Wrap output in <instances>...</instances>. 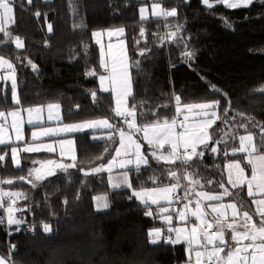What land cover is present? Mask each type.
<instances>
[{
  "label": "trees",
  "instance_id": "trees-1",
  "mask_svg": "<svg viewBox=\"0 0 264 264\" xmlns=\"http://www.w3.org/2000/svg\"><path fill=\"white\" fill-rule=\"evenodd\" d=\"M148 2L14 0V22L8 30L13 37L23 40L24 47L17 49L13 39L0 45V56L9 59L15 68L19 105L58 103L65 121L108 118L118 127L125 126L113 114L112 93L99 87L103 68L92 35L98 30L123 27L135 97L129 98V105L145 102L137 108L138 125L150 123L157 116H175L174 94L181 97L182 104L220 102L210 111L228 121L225 124L217 120L213 125L222 130L215 139L226 132V142L217 145L210 141L204 155L188 171L198 173L195 178L204 188L223 191L219 185L227 180L225 164L238 159L247 165L245 153L232 152L239 145V136L251 132L259 143L260 129L252 125H264V93L260 91L264 89V0L235 9L218 4L208 8L202 0H161L164 8H175L177 15L142 20L139 7ZM176 25L183 26L179 38H167V33L176 31ZM5 39L0 34V40ZM141 51L146 54L141 56ZM185 51L193 52V57L184 56ZM29 60L37 66L36 70ZM135 61L140 62L139 68ZM171 64H176V68H171ZM93 70L94 75L87 74ZM92 91L96 92L95 98ZM10 96L11 87L0 86V108L12 105ZM246 116L254 117V121L249 123ZM242 123L249 124L247 132L239 127ZM214 146L218 148L217 154L211 151ZM106 147L108 152L104 151ZM116 147L117 136L109 141L92 139L90 131L77 134L78 168L67 173L57 171L35 188L27 180L18 179L27 177L34 168L29 157L23 156L22 166L16 167L8 148L0 147V153H8L0 163V181L13 180L3 186L27 197L16 204L22 209L15 213L17 219L24 222L9 226L5 217L0 224V254L7 258L9 246L15 245V264H187V244L171 245L163 240L150 243L149 231L168 225L162 216L145 215L147 209L135 197L129 199L132 189H109L106 173L86 176L79 170L108 162ZM144 148L148 150L146 144ZM149 160V165L141 166L139 173L131 170L133 188L172 184L174 180L164 174L169 166L152 160L150 155ZM177 167V173L182 174L184 167ZM153 176L157 178L150 180ZM208 180L212 183H206ZM236 191L240 195L235 200L250 207L245 188L233 192ZM104 192L109 196L110 208L99 212L94 208V197ZM151 208L154 213L159 211L157 205ZM166 214L173 216L171 227L181 223L177 212L169 208ZM2 215L6 216L4 208H0ZM44 224L50 225V232L43 231ZM28 226L36 229L34 234Z\"/></svg>",
  "mask_w": 264,
  "mask_h": 264
},
{
  "label": "snow or ice",
  "instance_id": "snow-or-ice-1",
  "mask_svg": "<svg viewBox=\"0 0 264 264\" xmlns=\"http://www.w3.org/2000/svg\"><path fill=\"white\" fill-rule=\"evenodd\" d=\"M29 3L32 0H28ZM203 4L208 8L213 5L209 0H202ZM254 0H216V4L223 5L226 8L235 9L240 7H248L253 4ZM14 0H0V34L7 37L5 40H0V45H6L11 43L14 39L17 49L24 47V42L19 36L13 37L5 24L14 22L13 13ZM141 19H146V9L141 8ZM153 16L175 17L177 10L172 8L171 10H161L159 3L153 5ZM40 15L39 12L36 13ZM75 27H83V25H76ZM182 25H176V31L167 33V38H179V33L182 29ZM48 31H52V25H48ZM125 29L123 27L107 30V35L122 36ZM144 29L141 28V35H143ZM93 37H100L102 33L96 31L92 33ZM100 41L97 40V43ZM87 49V45L84 46ZM112 44L108 45V52L105 53L103 46L100 52V66L105 70L107 75H100L101 89L103 91H109L108 87H105V82L111 85V92L115 96V108L112 110L114 116L120 117L127 125V131L124 128L110 123L108 118H102L97 120L84 121L79 124L65 125L63 128H49L42 129L40 132H33L32 137L36 139L40 136L56 135L60 132H77L84 131L85 129H108L110 130L107 137H93V139H107L109 141L116 140L115 133L118 132V147L114 149L115 156L112 157L108 163L101 164L90 169L79 168L84 175H95L102 172L109 173V183L113 188L126 187L132 189V196L129 199L135 197L140 203L147 209L145 215L147 216H162L168 227L164 229L156 228L149 231L150 243L156 244L161 241L171 245L179 243L187 244L188 264H192V254L195 255V264H264V198L253 199L252 203L256 206L253 212H249L245 209V205L242 201L236 202L235 197L240 195L239 191L233 192L225 184L221 183L219 187L223 191L219 193L209 194L207 192L195 193L196 196L201 197L205 201L216 202L208 203L206 206L211 209V212L215 215L211 220L205 219L209 214L205 212L201 207V200L197 199L193 202L190 199L191 195L195 192V187L201 185L200 180L195 177L198 173L189 172L188 169L196 163L197 158L202 157L204 152L201 146L204 148L209 147V141L219 145L226 142L227 133L224 132L220 135L219 139H215L222 130L214 129L213 125L217 120H222L227 124V120L217 114L211 109L219 106V101L212 103L201 104H182L181 97L179 95H173L175 101V113L171 119L157 118L147 124L137 123V108L143 107L144 101L139 104H132L128 106V99H135L133 94V81L130 73L131 64L128 59L127 52L124 50V45L121 42L119 45L120 53L118 55L112 54ZM146 53L140 52L143 56ZM184 56L191 59L194 55L191 51H185ZM31 64L33 70L37 69V66L28 61ZM135 66L139 68V61H135ZM0 67H6L10 70V75L7 79L11 80V94L12 99L16 104L20 103L19 96L17 94V81L15 78V68L13 64L0 56ZM88 75H94L95 72L89 71ZM5 77L0 76V80ZM215 89V86H212ZM264 93V89H260ZM93 98L96 97V92L92 91ZM226 95V94H225ZM230 104V102H229ZM162 107H168L163 105ZM49 119H52V109H59V105H48ZM41 108L27 109L29 114L28 124H33L34 120L40 119ZM227 108L224 112L227 113ZM35 113V117H33ZM12 117L11 127L14 129L15 141H23L22 135V123L20 120V111H13L8 113ZM143 115V114H141ZM183 115V120H177V116ZM237 115L245 116L244 113H237ZM6 114L0 112V118H4ZM129 117L131 119L129 120ZM249 123L254 121V117H245ZM235 119V117H233ZM253 127L260 129V141L255 142V137L251 132L246 135L239 136V147L233 148L232 152L245 153L248 160V165L251 167L252 175L248 177L245 174L244 167L239 162L230 163L227 165L229 169V175L227 184L231 186V189H241L246 185L247 195L249 197H255L257 194L264 196V125L256 123ZM239 127L244 128L247 132L249 124L242 123ZM177 129H182L178 131ZM211 130V131H210ZM136 133L143 134V142L135 138ZM233 139L236 137L233 136ZM12 137L8 135L7 128L4 124H0V145H12L15 143ZM144 142L152 149L151 159L157 162H163L168 165L165 175L175 180L167 186H158L154 188L134 189L132 186V179L129 176V172L134 169L137 173L141 171V166H147L150 163L149 156L145 151H142ZM60 147V156L63 158L66 154L70 155L72 163H64L61 160H48L41 165V168L30 169L28 176L18 177L20 180H27L32 187H37L39 182L44 181L48 177L55 176L57 171L67 173L69 169L78 168L75 142L73 140H60L58 141ZM167 146V148L165 147ZM42 149L48 152H55L56 149L52 144L44 145H28L23 148L16 146L11 147V159L16 167H20L21 159L20 152H38ZM105 152L109 149L106 147ZM213 153L218 151L217 147H211ZM8 153L0 154V163L5 161V157ZM184 167L183 179L189 181V185L184 186V195H176V190L181 187L179 181L181 179L178 176L177 171L172 169V166L177 165ZM33 163H37L33 161ZM131 166V167H130ZM114 169H123L124 171L118 172L113 175ZM157 177H149L150 180ZM0 183L12 184L13 180L0 181ZM206 183H212L211 180ZM228 197L233 202L224 203V198ZM20 199H27L23 192H11L0 189V208H4L7 217V225H20L24 221L15 218L17 211H22L16 207L17 201ZM96 201V208L98 211L107 209L109 207V201L106 194L94 197ZM161 201H165L168 205H172L174 201H187L183 205V209L178 211V219L184 223H190V217H195L200 221L199 225L193 224L189 230L186 227H171L173 216L167 215L168 208L161 206ZM67 203V201H65ZM194 203V210L191 207ZM5 204H7L5 208ZM157 205L158 212H153L151 206ZM231 209V217L226 215L225 210ZM258 216L259 222L253 220V216ZM243 221L241 223L240 221ZM5 222V218L0 216V224ZM19 230V229H17ZM44 232H50L51 227L48 224L43 225ZM165 232L167 235H165ZM230 232V239H226V235ZM175 234L173 239L172 234ZM11 233H9L10 235ZM15 245L9 246V254L7 258L0 255V264H15L12 260V253L15 251Z\"/></svg>",
  "mask_w": 264,
  "mask_h": 264
},
{
  "label": "rangeland",
  "instance_id": "rangeland-1",
  "mask_svg": "<svg viewBox=\"0 0 264 264\" xmlns=\"http://www.w3.org/2000/svg\"><path fill=\"white\" fill-rule=\"evenodd\" d=\"M44 1H50V0H44ZM209 2L212 5H215L216 4V1H213V0H209ZM233 2H235V0H233ZM156 3H159L160 4L161 10L164 9L161 0H150V2L144 3V4L140 5V7H139V15H140V18H141V13H140V9L141 8H145L146 9V17H147L146 19H148L150 17H157V16H153V14H152L153 5L156 4ZM13 13H14V11H13ZM159 17H162V16H159ZM10 25L11 24H9L6 28H9ZM116 28H120V27H113V28L98 30V31H100L102 33V35L100 37H94V42L99 47V51L100 52H101V47L103 46V49H104L105 53L108 52V45L109 44H112L114 46L112 48V54L113 55H118L120 53V47H119V45L122 42L123 45H124V50L127 52L128 59H129V62L131 64V67H130V73H131L132 62L130 61L129 54H128V47H127V40H126V37H125V31H124V34L122 36H112V37H109L107 35V30L116 29ZM97 40H99L100 42L97 43ZM5 59H7V58H5ZM7 60H9V59H7ZM9 75H10V70H8L6 67H0V76L5 77V79L0 80V86H3L5 88L7 85H9L11 87V80L10 79H7V77ZM100 75H107V73L103 69V72L100 73ZM15 78H16V76H15ZM16 81H17V79H16ZM1 83H2V85H1ZM104 86L105 87H108L110 89L109 91H106V92H111V85L108 82H105V85ZM99 87L101 89L100 79H99ZM112 96L114 98V107H113V109H114L115 108V96H114L113 93H112ZM9 98L11 100L12 105L11 106H8V107L0 108V112H4L6 114V116L4 118H0V124H4L5 125V127L7 128L8 135L12 137L13 141H15V135H16V133H15L14 129L11 127L12 117L10 115H7V114L8 113H11L13 111L19 110L20 111V120L23 121V123H22V135H23L24 139H23V141H15V143L12 144V145H8V146H6V145H0V147L6 146L8 148V150H9V152H10V156H11V147L12 146H16L18 148H23V147L28 146V145L52 144L53 147L56 149L55 152H48L45 149H42L41 151H38V152H20L19 153V156H20V159H21V165H20V167L23 164V159H24L23 156L29 157V161L31 160L34 168H36V167L37 168H41L42 163L43 162H46V160H47L48 157L49 158L53 157V158L59 159V160L60 159H64V160H67L68 162H73L71 160V158H70V155L67 154V147H68L67 145L65 146V148H66V154H65V156L63 158H61V156H60V147H59L58 141H60V140H73L75 142V148H76V135L79 134V133H83V132L86 133V132L90 131V132H92V139H93L94 136L95 137H107L109 135V132L110 131L108 129L98 128V129H85L84 131L69 132V133L60 132V133H57L56 135L40 136V137H38L36 139H33L32 133L33 132H40L42 129L63 128L65 125H69V124H79V123H82L84 121L97 120V119H88V120H82V121H65L64 120L63 113H60V109H62V107L58 103L37 104V105H34V106L22 107V106H20L19 104H16L13 101L12 94H11V96ZM50 104H52V105L58 104L59 105V109L58 110L57 109H52V111H51L52 119H58L59 118V120H50V122L46 123L45 120L41 117V114H39V116H40V119L39 120H34V123L33 124H28L27 123V121L29 119V114H28L27 109L41 108L42 109L41 110V113L42 112H47L49 110L48 109V105H50ZM128 106L130 107V105H129V99H128ZM33 115L35 116V113H33ZM99 119H102V118H99ZM110 123H112L111 120H110ZM119 127L124 128L127 131V128L125 126H122L121 125ZM115 135L119 139L118 132L115 133ZM135 138L138 139V140H140L141 142H143V134L142 133H136L135 134ZM145 144H146V142H144V145ZM165 147L167 148V146H165ZM143 150L146 152V155H148V156L150 155L151 156L152 149L149 146H148V150L147 151H146V149L144 147H143L142 151ZM198 150H200V149H198ZM0 154H3V152L1 151ZM76 156H77V149H76ZM113 156H115V154ZM33 161H36L37 163L34 164ZM105 164H107V163H105ZM178 164H179V162H177V165ZM99 165H101V164H99ZM99 165H97V166H99ZM177 165H174L173 167L176 168ZM94 167H96V166H94ZM121 171H124V170L123 169L122 170L120 169L118 171H113V175H115V174H117L118 172H121ZM129 176L131 178V171L129 172ZM108 177H109V174L107 176V187L109 189H114L111 186V184L109 183ZM175 182L176 181L174 180L173 183H175ZM187 185H188V183H187ZM163 186H167V185H163ZM154 187H158V186L145 187V188H154ZM0 189H3L4 191H9L8 189H6L3 186V183H1ZM10 191L13 192V190H10ZM104 194H106L107 197H108L109 207L107 209L100 210L99 212H101V211H107L110 208V200H109V196H108V194L106 192L101 193V194H98L96 196L104 195ZM137 201H139V200H137ZM160 203L161 204H164L163 207L168 208V210H169V208L171 209V205L166 204L165 201H161ZM94 208H95L96 211H98L97 208H96V201L95 200H94ZM15 218H17V215L16 214H15ZM253 220H254V218H253ZM254 221H256L257 223L259 222V220H254ZM180 225H182V227H186V228H188L190 230L188 223L182 222V223H180ZM228 235L230 236V232H229ZM228 235H226V239H227Z\"/></svg>",
  "mask_w": 264,
  "mask_h": 264
},
{
  "label": "crops",
  "instance_id": "crops-1",
  "mask_svg": "<svg viewBox=\"0 0 264 264\" xmlns=\"http://www.w3.org/2000/svg\"><path fill=\"white\" fill-rule=\"evenodd\" d=\"M13 15H12V17H13V21H14V13H12ZM13 22H11V23H7V24H5V27H7L9 24H12ZM15 76H16V73H15ZM17 79V78H16ZM1 85H2V83H1ZM60 113H63V111H62V109H60ZM40 114H41V117L45 120V122L46 123H48V122H50V120H59V118L58 119H49V110L47 111V112H40ZM33 117H35L34 115H33ZM210 142V141H209ZM214 147H216V146H214ZM238 147H239V145H238ZM208 148V147H207ZM206 149V148H205ZM204 147L203 146H201V149L200 150H203V152H204ZM144 151V150H143ZM218 152V151H217ZM217 152H215L214 154H217ZM245 158H246V163H247V165H245L244 164V162H242L241 160H238V159H233V160H230V161H228L226 164H225V172H226V175H227V180H228V175H229V169L227 168V165L228 164H230V163H235V162H239L240 164H241V166L242 167H244V169H245V174L248 176V177H251V175H252V172H251V167L248 165V160H247V156H245ZM112 159V158H111ZM110 159V160H111ZM54 160H55V158H54ZM56 160H58L59 161V159H56ZM61 160V159H60ZM48 161V160H47ZM62 161H67V160H64V159H62ZM44 163V162H43ZM42 163V164H43ZM67 163V162H66ZM71 163V162H70ZM106 163H108V162H106ZM105 164V163H104ZM106 165V164H105ZM178 166V165H177ZM131 167V166H130ZM173 167V166H172ZM177 168L178 167H176V168H174L173 167V169L174 170H177ZM118 170H120V169H114L113 171H118ZM122 170V169H121ZM104 173H106L107 174V176H108V174L109 173H107L106 171L104 172ZM178 174V176H180L181 177V173H177ZM227 180L226 179H223L222 181H221V183H223V184H225V186L226 187H228L230 190H232V191H234V189H231V186L229 185V184H227ZM174 182V181H173ZM179 183H180V185H181V187L179 188V189H177L176 190V193L179 191V190H181V188H182V178L180 179V181H179ZM188 185H189V182H188ZM123 187V186H122ZM244 188H245V191H246V193H247V187H246V185L245 186H243ZM201 191H203V192H207V193H209V194H214V193H219V191H211V190H208V189H206V188H204V187H200V186H196L195 187V192L191 195V197H190V199H192L193 200V202H195L197 199H200L201 200V207L202 208H204V210H205V212H207L209 215L208 216H206L205 217V219H208V220H211V218H212V216H214L215 214L214 213H212L211 212V209L210 208H208L206 205L208 204V203H216V202H209V201H205V200H203L201 197H198V196H196L195 195V193H199V192H201ZM221 192V191H220ZM250 198V200H247V202L250 204V207H246L244 210H248L249 212H253L254 211V209H255V205L252 203V201H253V199H261V198H264V196H261V195H259V194H257L255 197H249ZM236 201V200H235ZM224 203H230V202H233L232 200H230L228 197H225L224 198V201H223ZM237 202V201H236ZM192 208H193V210H194V203H193V205L191 206ZM225 212H226V215L228 216V217H231V209H226L225 210ZM178 213V212H177ZM191 219H192V221H193V223L191 224V225H189V228L191 229V227L193 226V224H196V225H199L200 224V222H199V220H197L195 217H190ZM253 218H254V220H259L260 218L258 217V216H253ZM241 223L243 222L242 221V219H241V221H240ZM182 223V222H181ZM176 227H182V225H177ZM172 237H173V239L175 238V234L173 233L172 234ZM230 238V236L228 235V237H227V239H229ZM192 257L193 258H195V255H194V253L192 254Z\"/></svg>",
  "mask_w": 264,
  "mask_h": 264
},
{
  "label": "built area",
  "instance_id": "built-area-1",
  "mask_svg": "<svg viewBox=\"0 0 264 264\" xmlns=\"http://www.w3.org/2000/svg\"><path fill=\"white\" fill-rule=\"evenodd\" d=\"M172 8H164L163 10H171ZM164 19L166 18H169V17H164ZM171 68H176V64H171L170 65ZM176 95V94H174ZM173 103H174V107H176L175 105V101L173 99ZM176 115V113H175ZM121 119V118H120ZM131 119V117H129V120ZM177 120L178 122L183 120V115H180V116H177ZM121 121L123 122V124L126 126L127 128V125L124 123V121L121 119ZM178 131H181L182 129H177ZM184 176V170L182 169V174H181V178ZM187 185L186 183V179H183L182 178V188L181 190H179L176 195H179V196H183L184 195V186ZM187 203V201H174V203L171 205V210L173 212H178L179 210L183 209V205ZM7 204H5V208H6ZM4 218L6 217L5 215H2ZM190 223H188L189 225H191L193 223L192 219L190 218ZM27 229L30 231L31 234H34L35 233V228L33 226H28ZM165 235H167V233L165 232ZM161 240H163V237L161 238ZM188 264V262H187ZM192 264H195V258L192 257Z\"/></svg>",
  "mask_w": 264,
  "mask_h": 264
},
{
  "label": "water",
  "instance_id": "water-1",
  "mask_svg": "<svg viewBox=\"0 0 264 264\" xmlns=\"http://www.w3.org/2000/svg\"><path fill=\"white\" fill-rule=\"evenodd\" d=\"M50 160H54V159H50ZM64 163H66L65 161H63Z\"/></svg>",
  "mask_w": 264,
  "mask_h": 264
}]
</instances>
